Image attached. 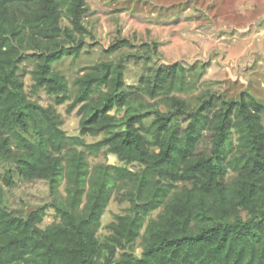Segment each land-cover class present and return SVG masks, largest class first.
<instances>
[{"label":"trees","instance_id":"1","mask_svg":"<svg viewBox=\"0 0 264 264\" xmlns=\"http://www.w3.org/2000/svg\"><path fill=\"white\" fill-rule=\"evenodd\" d=\"M88 12V0H0V264H264V103L246 92L189 97L205 64L148 67L128 85L123 60L74 81L67 112L77 111L79 136L31 97L70 100L56 66L79 59ZM130 47L118 39L105 52ZM100 153L122 165L91 166ZM16 177L45 182L50 204L7 206ZM112 199L128 208L102 235ZM48 209L56 221L42 227Z\"/></svg>","mask_w":264,"mask_h":264},{"label":"rangeland","instance_id":"2","mask_svg":"<svg viewBox=\"0 0 264 264\" xmlns=\"http://www.w3.org/2000/svg\"><path fill=\"white\" fill-rule=\"evenodd\" d=\"M88 6L85 25L90 35L86 46L79 59L65 57L56 66L68 78L70 100L57 105L55 97L44 90L31 96L42 106L55 108L68 136L80 134L77 111L67 112L76 93L74 81L83 69L101 61L123 60L128 85L137 84L148 67L180 63L188 70L205 64L199 90L189 97L197 100L207 94L239 99L246 92L264 103V0H88ZM118 39L128 40L133 47L107 54L105 50ZM33 68L32 62L21 67L29 94ZM100 139L85 138L87 143ZM233 141L235 144L236 135ZM101 163L122 165L115 156L104 153L90 158L91 166ZM60 190L64 194V186ZM50 202L48 186L43 181L16 177L6 192L7 206L21 214ZM127 208L128 204L112 199L102 218L100 234L105 235L107 224ZM54 221L55 211L48 209L41 226ZM136 252L141 254V249L137 247Z\"/></svg>","mask_w":264,"mask_h":264}]
</instances>
